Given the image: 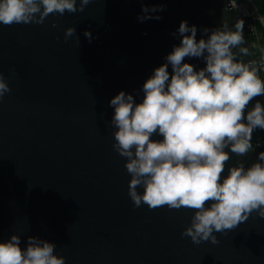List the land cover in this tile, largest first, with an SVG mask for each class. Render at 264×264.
Segmentation results:
<instances>
[{"label": "water", "instance_id": "95a60500", "mask_svg": "<svg viewBox=\"0 0 264 264\" xmlns=\"http://www.w3.org/2000/svg\"><path fill=\"white\" fill-rule=\"evenodd\" d=\"M161 4L165 11L150 15L162 19L138 22L142 6ZM237 20L232 0H93L83 13L49 15L43 24L0 25V74L10 89L0 99V242L13 234L22 248L29 236L48 240L65 264H264V218L255 212L214 233L218 244L196 245L181 235L193 210L134 207L109 124L110 100L124 91L139 102L144 81L179 43L171 33L181 21L195 25L199 39L201 29L227 21L235 30ZM69 27L80 43L65 42ZM243 35V60L258 72L245 25ZM256 100L264 104V96ZM262 140L264 131H254L251 142ZM260 152L264 145L242 157L229 152L223 175L258 162Z\"/></svg>", "mask_w": 264, "mask_h": 264}, {"label": "clouds", "instance_id": "9594fccd", "mask_svg": "<svg viewBox=\"0 0 264 264\" xmlns=\"http://www.w3.org/2000/svg\"><path fill=\"white\" fill-rule=\"evenodd\" d=\"M91 2L0 0V25L43 24L49 15L83 13ZM162 11V4L142 6L137 20L162 19L150 15ZM243 27L242 20L234 24L235 30L224 21L217 28L201 29L197 39V27L181 21L171 33L179 43L144 81L139 102L124 91L109 102L114 109L109 121L112 147L126 160L134 207L193 210L190 226L181 235L196 245L218 244L214 233L233 230L254 212L264 218V152L251 166L239 163L223 175L229 152L246 156L254 131H264V104L256 100L264 96V79L253 60H243L249 55ZM83 35L91 43V32ZM70 37H76L75 27L66 29L65 42ZM186 59L201 60L204 67L197 69ZM9 91L0 74V99ZM20 245L15 234L0 242V264H65L48 240L29 236L26 247Z\"/></svg>", "mask_w": 264, "mask_h": 264}, {"label": "built area", "instance_id": "2783aa9c", "mask_svg": "<svg viewBox=\"0 0 264 264\" xmlns=\"http://www.w3.org/2000/svg\"><path fill=\"white\" fill-rule=\"evenodd\" d=\"M234 7L238 10L253 47L257 48L259 74L264 76V17L260 16L252 0H232ZM260 23V25H258ZM256 36L254 40L253 37ZM252 143L249 151H254L264 145V140Z\"/></svg>", "mask_w": 264, "mask_h": 264}, {"label": "trees", "instance_id": "16d2710c", "mask_svg": "<svg viewBox=\"0 0 264 264\" xmlns=\"http://www.w3.org/2000/svg\"><path fill=\"white\" fill-rule=\"evenodd\" d=\"M259 14L264 17V0H252Z\"/></svg>", "mask_w": 264, "mask_h": 264}, {"label": "rangeland", "instance_id": "374dc122", "mask_svg": "<svg viewBox=\"0 0 264 264\" xmlns=\"http://www.w3.org/2000/svg\"><path fill=\"white\" fill-rule=\"evenodd\" d=\"M260 16H261V15H260ZM258 25H260V23H258ZM253 39L255 40V39H256V36H254ZM251 44H252V47H253L254 42H252ZM253 48H254V47H253ZM254 51L257 52L258 49H257V48H254Z\"/></svg>", "mask_w": 264, "mask_h": 264}, {"label": "bare ground", "instance_id": "6f19581e", "mask_svg": "<svg viewBox=\"0 0 264 264\" xmlns=\"http://www.w3.org/2000/svg\"><path fill=\"white\" fill-rule=\"evenodd\" d=\"M260 72V70L258 71V73Z\"/></svg>", "mask_w": 264, "mask_h": 264}]
</instances>
